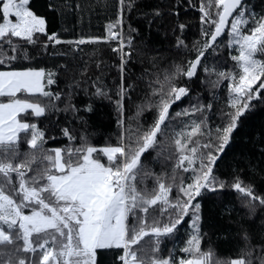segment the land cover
I'll return each instance as SVG.
<instances>
[{
  "label": "snow or ice",
  "instance_id": "snow-or-ice-1",
  "mask_svg": "<svg viewBox=\"0 0 264 264\" xmlns=\"http://www.w3.org/2000/svg\"><path fill=\"white\" fill-rule=\"evenodd\" d=\"M97 3L108 15L103 34L84 31L79 3L58 6L50 0L48 8L63 23L69 14L77 17L65 29L69 38L62 39L48 31L46 16L30 0H0V67L6 68L0 70V264H101L98 250H117L112 264H256L254 256L264 264V120L244 131L252 116L264 113V0H201L200 39L191 44L189 20L166 18L161 6L142 0ZM133 11L143 32L132 25ZM161 29L166 48L149 41ZM223 33L231 65L219 62ZM101 41L111 52L94 50L85 59L84 46ZM56 57L61 62L52 67L35 66L38 58ZM209 59L219 62L215 69L205 63ZM93 60L101 71L94 81L87 75ZM201 66L214 77L213 88L227 84L218 120L215 92L207 104L198 93L196 103L171 112L191 95ZM113 68L119 79L105 83ZM62 78L65 88L53 90ZM81 94L88 98L83 108L74 102ZM105 101L113 108L117 139L96 147L90 121L97 102ZM126 102L136 109L127 121ZM60 113L70 114L62 127ZM52 116L38 126L36 121ZM57 134L66 142L49 147ZM229 150L228 171H221ZM226 189L241 194L243 209L236 221L242 246L230 260L215 259L211 248L201 250L205 203ZM257 215L254 240L250 221ZM185 223L190 231L179 247L184 256L175 248L163 255L162 243L177 239ZM145 237L150 244L143 243Z\"/></svg>",
  "mask_w": 264,
  "mask_h": 264
},
{
  "label": "trees",
  "instance_id": "trees-1",
  "mask_svg": "<svg viewBox=\"0 0 264 264\" xmlns=\"http://www.w3.org/2000/svg\"><path fill=\"white\" fill-rule=\"evenodd\" d=\"M50 0H30L33 10L39 15L44 14L46 16V27L49 32L57 31L58 34L61 36L62 39L69 38L70 33L65 32V29H71L75 22V17L72 14L67 16V23H63L57 13L53 12L51 9L48 8ZM52 3L63 6L65 3L69 5H75L79 3L84 9L85 12L81 17L83 22V28L85 32L91 31L92 33L96 34H103V26L107 22L108 15L104 11L102 7L99 6L97 0H51ZM110 3H118V0H109ZM192 0H142V4L146 6H161L163 12L166 14V18L168 14L171 15L172 19H176L177 17L180 20H189V26L186 28V34L189 37V40L186 41L189 44L191 42H195L199 37V4L201 0H195L196 7H191ZM207 2V0H205ZM125 3H129V0H125ZM88 9H91V15L89 14ZM132 17V25L135 27L139 24L141 31L143 32L144 25L140 20V17L137 12H131ZM114 18V17H113ZM2 20H0L1 22ZM125 30H127V24H125ZM163 29L157 33L153 30L151 36L149 37L150 43H155L160 47H167V39L163 35ZM177 34H179V29H177ZM224 37L220 43L224 44L225 47L223 49V55L220 57V61L228 60L229 65H231L230 57L228 56V49L226 47L227 42V34L224 33L222 35ZM15 39V38H14ZM173 43L175 41V37H171ZM220 40V38L218 39ZM5 49L7 45L3 46ZM58 49H62V46H57ZM94 50H99L103 52H111V49L107 47V45L101 41L98 42L97 45H88L84 46L83 54L85 55V59H87V54L93 52ZM235 54V53H233ZM6 55H11V51L8 50ZM191 58V57H190ZM259 58V55H258ZM106 59V58H105ZM61 58L56 57L52 60H48L47 58H38L35 66H46L52 67L56 63H60ZM218 61H213L209 59L205 61L210 69H215L216 64L219 63ZM25 63H27L25 61ZM110 63V61H109ZM6 69L5 67H0V70ZM163 69V65H162ZM149 70L150 67H149ZM103 71H107V69H103ZM101 74V71L97 69L95 61H91L90 63V70L87 75L91 78V80H96L97 76ZM113 76L116 79H119V74L116 69H112V74L109 76L104 77L105 83H110ZM186 79V78H185ZM195 80L194 90L192 91L191 95L184 99L183 104L177 103L171 108V112L175 113L180 108H183L189 104L191 101L192 103H196L195 97L199 93L200 102L207 104L209 99V94L211 92H215L219 100L215 102V110L213 115V120H218V109L220 107L226 108L227 102V84L224 81H221V86L218 88H213L211 85V80L214 77H208L207 74L204 72L203 66L199 68L198 77L193 78ZM207 80V82H205ZM65 81L62 78V81L59 85H52L50 86L53 90H59L61 88H65ZM20 95V94H18ZM77 107L83 108L84 104L88 103V98L84 97L82 94L77 96L75 101ZM135 107L128 105L126 102V121L128 117H132L135 113ZM23 116L24 114H20ZM65 113H60L59 119L61 121V127L63 126V121L65 119ZM144 117L147 120H151L152 117L145 112ZM49 119H56L55 116L41 118L38 123V126L44 127L48 124ZM261 120H264V113L257 112L254 116L250 118L248 121L247 126L244 128V131L247 132L250 128H255ZM90 123L92 124V128H89V132L92 133L91 135V142L93 146L100 147L104 146L106 142L108 143H115L117 139V126L115 123V115L113 113V108L105 101V102H97L96 107V114L91 117ZM73 126H75V122H73ZM134 126V122H133ZM182 126V125H181ZM178 130V129H177ZM185 131H190V128L185 129ZM83 132L82 128H77V134ZM58 133V129H57ZM51 134V133H50ZM196 136L192 137V140H195ZM241 137L238 135L237 140L239 141ZM66 142L57 134V141L56 143H49V147L58 146L61 143ZM192 141L190 140L189 143ZM26 147V145H25ZM252 146L249 145V150H251ZM174 151V145H173ZM230 155L225 158V161H221V171L227 172L228 169L225 167L226 162L231 160V151ZM155 155V153H153ZM259 161V153L255 152L253 155V162L256 163ZM158 167V166H157ZM223 179H231V177L225 176L222 177ZM244 183H248V175L242 174L239 177ZM149 186H151L152 181H147ZM259 183V181H257ZM259 192V190H258ZM170 195H175V190H173ZM241 194L236 193L234 190L226 189L224 190V195L221 197L213 196L210 202L205 203L204 208V215L202 220V238H201V250L206 251L209 248L214 253L215 259H226L230 260L232 258H237L240 247L242 246V240L240 236L237 235L236 229V221L240 219V216L243 214V209L241 208V201H240ZM225 201L224 205L220 204V201ZM227 207L231 209V211H225L224 208ZM187 219H190L187 218ZM250 226L253 229L252 236L254 240L259 239V226H260V216L257 215L254 222L250 221ZM187 224L185 223L184 227L181 228L180 234L177 239L172 240L168 239L162 243V254L167 255V251L169 248H176L178 243H183L187 239ZM143 243L148 245L151 243L150 237H145ZM258 251V250H257ZM179 252V250H178ZM180 253V252H179ZM119 254L117 250H98V259L100 260L101 264H112V261L115 260L116 255ZM184 256L183 253H180ZM256 260V264H259L258 259L253 257Z\"/></svg>",
  "mask_w": 264,
  "mask_h": 264
},
{
  "label": "rangeland",
  "instance_id": "rangeland-1",
  "mask_svg": "<svg viewBox=\"0 0 264 264\" xmlns=\"http://www.w3.org/2000/svg\"><path fill=\"white\" fill-rule=\"evenodd\" d=\"M14 19V18H13ZM2 22V21H1ZM188 231H190L189 229H187V232ZM183 246V243H178L177 244V247L175 248V250H176V255H178V256H182L179 252H178V250H179V247H182Z\"/></svg>",
  "mask_w": 264,
  "mask_h": 264
},
{
  "label": "crops",
  "instance_id": "crops-1",
  "mask_svg": "<svg viewBox=\"0 0 264 264\" xmlns=\"http://www.w3.org/2000/svg\"><path fill=\"white\" fill-rule=\"evenodd\" d=\"M2 70H6V69H2Z\"/></svg>",
  "mask_w": 264,
  "mask_h": 264
},
{
  "label": "water",
  "instance_id": "water-1",
  "mask_svg": "<svg viewBox=\"0 0 264 264\" xmlns=\"http://www.w3.org/2000/svg\"><path fill=\"white\" fill-rule=\"evenodd\" d=\"M223 34H224V33H223ZM223 34H222V35H223ZM218 39H219V38H218Z\"/></svg>",
  "mask_w": 264,
  "mask_h": 264
}]
</instances>
